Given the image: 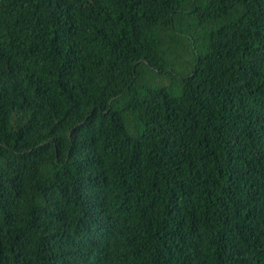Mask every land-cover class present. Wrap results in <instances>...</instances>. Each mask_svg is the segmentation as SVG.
Listing matches in <instances>:
<instances>
[{
  "label": "trees",
  "instance_id": "obj_1",
  "mask_svg": "<svg viewBox=\"0 0 264 264\" xmlns=\"http://www.w3.org/2000/svg\"><path fill=\"white\" fill-rule=\"evenodd\" d=\"M0 264H264V0H0Z\"/></svg>",
  "mask_w": 264,
  "mask_h": 264
}]
</instances>
